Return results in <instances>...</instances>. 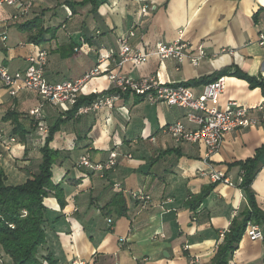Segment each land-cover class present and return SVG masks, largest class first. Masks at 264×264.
I'll return each instance as SVG.
<instances>
[{"label":"crops","instance_id":"crops-1","mask_svg":"<svg viewBox=\"0 0 264 264\" xmlns=\"http://www.w3.org/2000/svg\"><path fill=\"white\" fill-rule=\"evenodd\" d=\"M68 1L77 5L72 8ZM82 1L86 3L78 5ZM95 1L92 11L90 0H35L30 15L17 21L11 19L17 13L14 8H0V67L10 72L26 70L28 58L46 49L47 79L76 80L101 58L117 55L118 38L134 31V50L148 51L181 35L191 48L203 46L207 57L194 67L151 56L142 65L126 63L121 70L126 76L138 79L158 73L161 81L180 84L233 66L264 77V47L259 44L264 0ZM144 7L149 10L146 14ZM37 17L52 30L40 45L31 43L30 33L20 28ZM101 68L105 75L90 81L82 96L102 95L110 89L107 73L116 69L115 63L106 60ZM225 79L221 109L230 101L248 108L264 104L261 89L252 90L235 77ZM205 85L189 87L200 94ZM40 101L30 92L12 97L0 86V171L7 185L24 184L42 161L46 134L33 115ZM8 112L24 124V142L12 121L5 120ZM62 113L45 106L42 115L47 127ZM186 114L185 109L151 105L127 94L116 100L112 110L75 117L62 126L51 147L60 152L53 171L66 204L62 208L53 194L45 199L48 239L40 255L51 253L58 264H212L225 232L248 207L247 201L239 185L218 183L196 210L190 209L189 202L214 184L212 172L221 171L239 183L242 171L230 164L253 158L264 146V125L229 133L219 151L207 157L203 144H177L163 132L166 125L177 122L191 128ZM50 119H55L52 124ZM11 138L17 143H11ZM113 151L119 154L117 166L103 175L79 165L86 155L93 162H105ZM252 189L264 212V155ZM134 193L148 194L151 201H138ZM263 260L264 240L243 236L230 264H263ZM10 263L8 256L0 257V264Z\"/></svg>","mask_w":264,"mask_h":264},{"label":"built area","instance_id":"built-area-1","mask_svg":"<svg viewBox=\"0 0 264 264\" xmlns=\"http://www.w3.org/2000/svg\"><path fill=\"white\" fill-rule=\"evenodd\" d=\"M34 2L35 0H0V8L6 6L14 8L17 13L11 19L17 21L19 18L30 15ZM142 12L148 13V7H144ZM134 37V31H131L129 35L120 36L117 55L108 54L101 58L97 66L76 80L49 81L46 77L49 54L46 49H40L36 56L28 58L29 66L26 70L10 72L5 67H0V86L6 89L12 97H17L23 92H30L40 98L41 101L33 110V115L39 130L47 134L48 127L42 115L45 106L57 107L63 113L69 111L78 102L87 84L105 75L101 64L112 59L116 69L107 73L111 84L110 89L91 104L79 107L76 116L96 113L104 108L112 110L116 100L127 94L143 98L151 105L179 107L187 111L186 119L192 127L188 128L183 122H177L166 125L163 132L172 136L177 144H203L207 157L219 151L229 133L237 129H252L264 125V104L248 108L237 101H230L225 108L219 107L221 96L226 89L225 77L206 84L203 91L196 94L189 86L161 81L158 73L138 79L123 74L121 70L126 63L142 65L151 56H156L162 61L173 59L179 65L189 62L194 67H199L202 60L207 57L203 46L193 49L181 35L172 43H157L148 51L134 50L131 45V39ZM259 44L264 47V33L260 34ZM10 142L17 143V139L11 138ZM8 146L6 149L11 150ZM118 158L119 154L116 151L111 152L109 159L105 162H93L90 156L86 155L81 158L79 165L103 175L104 172L111 171L117 166ZM210 177L214 184L236 186L242 182L240 178L239 183L234 184L221 171L212 172ZM133 197L144 203L151 201V197L145 193H134ZM10 226L13 228V225ZM244 236L252 241L264 240V227L248 222ZM184 250H190V245L186 244ZM2 254L3 250L0 245V257ZM194 261L192 260V263Z\"/></svg>","mask_w":264,"mask_h":264},{"label":"trees","instance_id":"trees-1","mask_svg":"<svg viewBox=\"0 0 264 264\" xmlns=\"http://www.w3.org/2000/svg\"><path fill=\"white\" fill-rule=\"evenodd\" d=\"M90 1L93 6L92 11H95L97 2L95 0ZM67 3L72 8L74 4L77 5L76 2L68 1ZM85 3L86 1L78 2V5H84ZM20 28L30 33V42L37 45L45 43L47 41L46 35L52 33L50 28L43 27L42 17L34 18L21 25ZM226 76L244 80L249 84L250 89L259 88L264 95L263 76H251L233 66L225 68L210 77L180 84L184 86L208 84ZM100 96L99 94L81 96L69 111L62 114L65 117L59 115L58 119L49 127L45 144L40 149L42 161L38 166V170L31 173L24 184L7 185L5 174L0 171V245L3 250L2 259L8 256L11 259L10 264H58L53 254L40 255V250L47 244L48 239L46 228L48 208L45 205V199L53 194L62 208L66 204L61 183L56 184L53 182V168L60 157V152L53 149L51 143L62 126L78 117L75 114L79 107L91 104ZM5 120L12 121L15 126L14 132L19 134L24 142L27 130L24 124L19 122L18 116L15 113L8 112ZM263 155L264 146L257 150L253 158L230 164V167H240L242 171V182L239 187L244 193L248 207L231 222L229 230L225 232L223 241L218 246L212 264H230L235 252L238 250L248 222L264 227V212L259 208L256 194L252 189L253 181L261 168ZM215 186L216 184H213L205 188L198 196H194L189 202L190 209L196 210L200 207ZM10 225H13V228Z\"/></svg>","mask_w":264,"mask_h":264},{"label":"rangeland","instance_id":"rangeland-1","mask_svg":"<svg viewBox=\"0 0 264 264\" xmlns=\"http://www.w3.org/2000/svg\"><path fill=\"white\" fill-rule=\"evenodd\" d=\"M54 120H55V119H50V120H49V123L52 124V123L54 122ZM48 128H49V127H48ZM47 136H48V133L46 134V137H47ZM57 171H58V170H57ZM57 171H56V172H57ZM55 175H56V176H55ZM55 175L53 176V182H54V183H55V181L57 182V176H58V174H55Z\"/></svg>","mask_w":264,"mask_h":264}]
</instances>
